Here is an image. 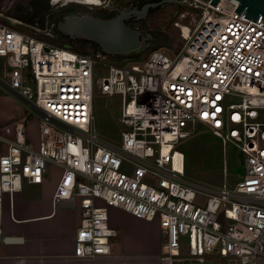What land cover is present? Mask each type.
I'll use <instances>...</instances> for the list:
<instances>
[{"label": "built area", "instance_id": "1", "mask_svg": "<svg viewBox=\"0 0 264 264\" xmlns=\"http://www.w3.org/2000/svg\"><path fill=\"white\" fill-rule=\"evenodd\" d=\"M189 2L200 18L193 28L179 26L180 52L152 50L130 65L53 44L0 12V93L39 118L35 149L27 117L12 131L0 128V203L6 194L12 208L23 182L41 184L48 164L59 167L51 199L75 200L80 209L74 257L110 254L111 206L145 221L157 217L158 264L264 258V20L237 12L231 0ZM100 68L105 74L96 79ZM95 86L120 97L118 145L92 127ZM196 122L240 153V180L211 187L184 178V154L174 145Z\"/></svg>", "mask_w": 264, "mask_h": 264}, {"label": "rangeland", "instance_id": "2", "mask_svg": "<svg viewBox=\"0 0 264 264\" xmlns=\"http://www.w3.org/2000/svg\"><path fill=\"white\" fill-rule=\"evenodd\" d=\"M133 0H101L97 6L52 0H0V12L11 18L12 22L22 30L34 33L38 37L48 38L53 44L63 45L55 40V24L67 13L88 12L97 15V11L106 14L109 10L127 7ZM191 2V1H190ZM188 4H165L147 14L135 27L152 36L151 46L133 57L109 56L107 61L112 64L130 65L139 64L152 50H162L169 57H175L183 47L185 39L180 34L181 25L193 28L200 18V11ZM79 51H92L90 46H80ZM104 69H98L96 79L104 76ZM92 127L96 135L114 144L120 143V132L123 126L118 120L120 97L116 94H101L97 86L93 93ZM30 107L13 94L0 93V127L13 121L27 117L26 138L34 149L38 146V115L30 113ZM10 131V132H11ZM13 136V132L10 133ZM174 148L184 154V178L190 182L216 187L223 182L233 183L243 175V163L240 153L232 146H224L222 139L216 136L211 129L200 122L194 123L191 132L177 140ZM59 167L47 165L44 180L40 185L23 182L21 191L15 193V199L25 201L50 194L59 177ZM7 201V195L3 194ZM203 198V196H201ZM200 200L199 202H202ZM98 205H105L100 199H95ZM109 215V225L115 222L116 235L109 239L112 252L125 253L128 257L140 256V246L148 251L160 252V228L158 219L152 221L137 219L118 208L106 206ZM118 249V250H117ZM118 254V255H119ZM154 252L152 253V255ZM151 255V256H152ZM156 255V256H157Z\"/></svg>", "mask_w": 264, "mask_h": 264}, {"label": "crops", "instance_id": "3", "mask_svg": "<svg viewBox=\"0 0 264 264\" xmlns=\"http://www.w3.org/2000/svg\"><path fill=\"white\" fill-rule=\"evenodd\" d=\"M52 192L25 201H16L14 194L12 208L9 200L2 198L0 236H14L19 240L0 241V264H158L159 248L148 251L143 244L139 248L142 254L136 257H128L122 251L93 259L74 257L73 240L80 219L78 203L75 200L53 203ZM111 224L118 232V225ZM112 249L111 246V252ZM257 264H264V258H259Z\"/></svg>", "mask_w": 264, "mask_h": 264}, {"label": "water", "instance_id": "4", "mask_svg": "<svg viewBox=\"0 0 264 264\" xmlns=\"http://www.w3.org/2000/svg\"><path fill=\"white\" fill-rule=\"evenodd\" d=\"M215 5L220 0H202ZM237 4V12L245 11L248 18L256 21L264 20V0H231ZM188 4L189 0H159L146 3L140 9H121L116 15L102 18L97 15L83 13H67L55 24L59 34L84 39L93 43L97 50L110 56H126L136 54L151 46L152 36L126 23L127 18L134 16L142 19L148 9L165 4ZM18 237L0 236V241L11 243Z\"/></svg>", "mask_w": 264, "mask_h": 264}, {"label": "flooded vegetation", "instance_id": "5", "mask_svg": "<svg viewBox=\"0 0 264 264\" xmlns=\"http://www.w3.org/2000/svg\"><path fill=\"white\" fill-rule=\"evenodd\" d=\"M159 0H133L127 7H119V8H113L111 10H109V13H102L99 11H97V16L102 17V18H108V17H112L114 15H116L121 9H125V10H131V9H140L143 5H145L146 3H152V2H157ZM162 6V5H160ZM160 6H156L153 8H149L147 14H149L150 12H152L153 10L157 9ZM95 15V14H94ZM143 20L142 19H136L134 16H130L129 18H127L126 23L135 27V25L138 22H141ZM55 40L61 42L62 44H67L70 45L73 48H77L80 46H90V48L97 50V47L84 39H75V38H71L62 34H59L58 32H56V37Z\"/></svg>", "mask_w": 264, "mask_h": 264}, {"label": "bare ground", "instance_id": "6", "mask_svg": "<svg viewBox=\"0 0 264 264\" xmlns=\"http://www.w3.org/2000/svg\"><path fill=\"white\" fill-rule=\"evenodd\" d=\"M61 1L62 4H66L68 2H77V3H81V4H89V5H93V6H97L101 3V0H52V2H58ZM222 0H220L221 2ZM166 150V146H163V151Z\"/></svg>", "mask_w": 264, "mask_h": 264}, {"label": "trees", "instance_id": "7", "mask_svg": "<svg viewBox=\"0 0 264 264\" xmlns=\"http://www.w3.org/2000/svg\"><path fill=\"white\" fill-rule=\"evenodd\" d=\"M63 46L73 48V47H71L70 45H67V44H63ZM73 49L77 50L76 48H73ZM137 54L138 53H136V54H130V55H126V56H117V57H133V56H136Z\"/></svg>", "mask_w": 264, "mask_h": 264}]
</instances>
